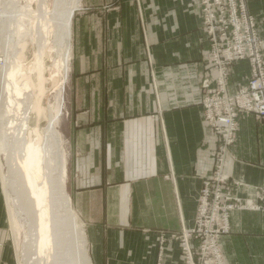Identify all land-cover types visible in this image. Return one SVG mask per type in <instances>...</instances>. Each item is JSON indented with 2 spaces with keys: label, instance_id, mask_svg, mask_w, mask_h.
I'll use <instances>...</instances> for the list:
<instances>
[{
  "label": "crops",
  "instance_id": "crops-1",
  "mask_svg": "<svg viewBox=\"0 0 264 264\" xmlns=\"http://www.w3.org/2000/svg\"><path fill=\"white\" fill-rule=\"evenodd\" d=\"M246 3L264 40V0ZM71 43L66 192L90 263L182 264L179 238L195 226L221 145L201 106L216 73L197 0H81ZM249 78V64L234 63L228 94ZM237 123L221 176L244 208L220 244L225 264H264V210L252 208L264 209V122Z\"/></svg>",
  "mask_w": 264,
  "mask_h": 264
},
{
  "label": "bare ground",
  "instance_id": "bare-ground-1",
  "mask_svg": "<svg viewBox=\"0 0 264 264\" xmlns=\"http://www.w3.org/2000/svg\"><path fill=\"white\" fill-rule=\"evenodd\" d=\"M80 1L1 3L0 154L10 204L15 215L29 220L21 252L24 264H91L84 251V231L66 192V159L55 128L62 115L72 21ZM29 43L35 50L28 63ZM53 55L58 58L53 63L58 72L48 74L47 62ZM48 96L58 105L57 115L51 101L45 104Z\"/></svg>",
  "mask_w": 264,
  "mask_h": 264
},
{
  "label": "built area",
  "instance_id": "built-area-1",
  "mask_svg": "<svg viewBox=\"0 0 264 264\" xmlns=\"http://www.w3.org/2000/svg\"><path fill=\"white\" fill-rule=\"evenodd\" d=\"M202 32L208 43L207 63L216 73L215 87L206 89L201 100L204 118L221 140L216 156V173L201 189L195 226L182 234L181 250L188 264H194L189 239L197 242L199 256L223 264L218 242L229 233L231 213L243 209L239 199L225 186L222 164L233 145L239 116H255L264 122V55L258 25L248 12L245 0H197ZM237 62H247L250 78L235 94L227 92L229 69ZM264 202V188L259 190ZM264 210L263 207H252ZM199 264V263H198Z\"/></svg>",
  "mask_w": 264,
  "mask_h": 264
},
{
  "label": "rangeland",
  "instance_id": "rangeland-1",
  "mask_svg": "<svg viewBox=\"0 0 264 264\" xmlns=\"http://www.w3.org/2000/svg\"><path fill=\"white\" fill-rule=\"evenodd\" d=\"M2 1V0H1ZM0 1V10L2 8L1 3L5 1V3L9 2V0ZM19 6H26L31 0H18ZM29 1V2H28ZM245 4L247 7V3L245 0ZM80 6V5H79ZM32 10H35V4L32 5ZM78 10V9H77ZM77 10L75 11L74 15L76 14ZM248 10V7H247ZM250 13V11L248 10ZM251 14V13H250ZM253 16V14H251ZM254 17V16H253ZM255 19V17H254ZM3 33H5L3 31ZM5 35H3L4 37ZM6 37V36H5ZM4 37V38H5ZM72 38V37H71ZM260 41L263 42L264 46V40L259 37ZM34 47L31 43L28 45L27 49V62H31L33 59V53H34ZM262 53L264 55V47L262 49ZM58 58L56 56H52V59L50 62H47V67L50 69L48 71V74L50 72H54L56 74L58 72V69L54 66V62L58 61ZM72 43H71V63H70V72L69 76L67 77L66 83L63 88L62 92V100H63V108H62V115L57 118L56 121V130H59L60 134L62 135L63 139V146L62 150L64 152V155H66L67 159V182H66V188L67 192L69 194V178H70V156H71V149H70V133H71V103H72V81H73V60H72ZM0 60H3V57L0 56ZM2 68V62L0 61V69ZM0 94H1V82H0ZM1 101V99H0ZM48 101H51V97L48 96V98L45 100V104L48 103ZM51 103L53 104V112L55 115L58 114V105L54 104V98L52 99ZM60 122L58 128L57 123ZM6 166L4 161V156L0 154V264H24V258L21 256V252L23 250V245L25 243L26 238L28 237L29 231H28V224L29 220L26 219L25 216H19L15 215L14 208L10 204L9 196L11 195L4 183L5 181V174H6ZM11 198V196H10ZM78 222L80 230L84 231V238L87 242L86 237V229L84 227L83 222L81 221L80 216L77 214ZM230 223V221H229ZM83 229H82V228ZM230 228V225H229ZM230 231V230H229ZM222 237L219 239L218 242V249L220 252V258L222 260V263L224 262V255H223V249L220 244ZM193 240L189 239V245L191 247L192 251V260L194 264H212V258H209L208 255L205 257L199 256V252L197 253V242L193 246L192 243ZM180 246H181V241ZM193 246V248H192ZM86 251V258L89 257L88 252V244L86 243V247L84 249ZM88 256V257H87ZM27 260V259H26ZM25 260V261H26ZM187 259L182 258V264H188ZM216 264V263H215Z\"/></svg>",
  "mask_w": 264,
  "mask_h": 264
}]
</instances>
